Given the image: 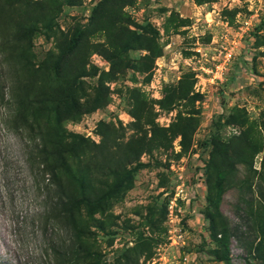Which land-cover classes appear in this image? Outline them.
Masks as SVG:
<instances>
[{
    "label": "rangeland",
    "instance_id": "rangeland-1",
    "mask_svg": "<svg viewBox=\"0 0 264 264\" xmlns=\"http://www.w3.org/2000/svg\"><path fill=\"white\" fill-rule=\"evenodd\" d=\"M99 1L29 0L25 17L39 21L31 52L19 51L16 24L0 12V33L8 39V49L0 54V264H49L54 237L44 214L45 174L34 148L42 144L34 128L47 116L27 111L22 120L15 118L10 88L19 90L15 79L25 75L15 60L27 54L38 67L62 32L70 35L88 24L83 46L68 58L76 71L86 55L89 72L82 78L84 90L75 85L71 91L84 102L103 80L107 99L104 106L66 120L64 127L91 143L105 137L113 168L133 160L127 167L132 173L122 175V183L115 176L105 180L118 185L105 213L96 214L105 229L92 228L98 257L107 264H226L211 254L215 244L205 215L207 196L218 192L220 170L226 174L220 212L232 264H264V0L202 5L135 0L124 6L112 1L102 19L104 30L91 19ZM96 43L124 51L129 68L121 70L119 62L93 50ZM230 49L234 54L224 75L217 73ZM110 70L117 72L103 74ZM47 74L34 72V86L19 90L22 98L33 102L39 85H49ZM73 105L67 103L61 114L69 116L71 108L73 115ZM137 115L155 121L158 138L151 137L145 122L136 123ZM184 123L192 129L186 152L180 134ZM181 183L186 202L179 198L174 204Z\"/></svg>",
    "mask_w": 264,
    "mask_h": 264
},
{
    "label": "trees",
    "instance_id": "trees-1",
    "mask_svg": "<svg viewBox=\"0 0 264 264\" xmlns=\"http://www.w3.org/2000/svg\"><path fill=\"white\" fill-rule=\"evenodd\" d=\"M64 1L66 4L72 5L80 0ZM112 1L124 6L135 0H100L91 19L94 23L101 22L102 30L105 29L102 19L108 14L107 8L111 6L109 3ZM209 1L212 0H195L199 5ZM29 3V0H0V12L6 13L16 24L15 32L18 34L17 42H21L19 43V51L21 52H31L32 34L39 30V21L36 18L25 17L28 10L23 6L29 5ZM90 26L88 24L82 28H73L69 32L70 35H65L62 32L56 40L55 50L47 51L44 58L39 61L38 67L32 63V58L27 54H20L17 57L15 61L25 71V75L15 79V82L18 83L17 89H28L34 86L35 81L31 79L34 72L44 70L48 73L49 85L44 87L39 85L42 89L37 90L34 97L36 99L33 102H29L31 97L25 100L20 95L19 90H16L19 93L17 95L16 88H10L11 97L14 99L15 118L22 120L27 115V111H30V115L44 112L47 116L44 124L37 123L36 128H34L39 138L42 139L41 146L36 144L34 148L39 151L36 154L40 158L42 171L45 174V183L42 187L44 214L47 218L46 221L54 229V237L48 247L52 254L49 264H107L101 261L94 249L92 230L94 226L102 230L105 229L104 219L98 218L96 214L105 213V202L111 195V190L118 185V183L110 184L105 180L110 176H115L122 183V175L128 173L130 176L132 173L127 170V167L133 163V160L129 158L113 168L107 156L111 147L105 137L99 144L91 143L81 135L69 134L64 127L66 120L104 106L106 103L107 87H105L103 80H100L99 86L96 88L97 93L94 96L92 94L87 95L84 102H80L71 91L75 85L84 90L82 78L89 72L87 69L89 61L85 55L76 66V71H73L74 68L69 64L68 57L83 46L85 34L87 35ZM7 45L8 39L0 33V54L3 55V51L8 49ZM98 46L101 48L100 50ZM93 50L105 54L113 63L119 62L117 68L121 70L129 68V60L123 57L125 52L116 46L109 43H96ZM108 53L111 55H107ZM3 63H7L6 59H3ZM0 68L3 69L1 63ZM116 72L110 70L103 74L114 76ZM7 73H9V69ZM69 102L74 104V114L72 115L70 108L67 113L69 116L64 117L61 113ZM41 103L44 105L38 107L37 105ZM136 119V123H141L140 116L137 115ZM145 123V125H149L151 137L155 135V138H158L159 128L155 121L147 120ZM183 125L185 128L180 131L181 144L183 151L186 152L191 146L190 131L192 129L188 128L190 127L189 124L184 123ZM148 143L149 140L144 141L141 153L146 150L145 144ZM117 145L118 147L122 146L120 143ZM207 166L211 167V163L208 162ZM217 176L218 192L216 195L209 194L207 196L208 202L205 209V215L211 227V239L215 244V247L211 249V254L218 261L232 264L230 235L220 212V202L224 192L223 180L226 174L219 170ZM261 245L262 243L258 245L257 251H260Z\"/></svg>",
    "mask_w": 264,
    "mask_h": 264
},
{
    "label": "built area",
    "instance_id": "built-area-1",
    "mask_svg": "<svg viewBox=\"0 0 264 264\" xmlns=\"http://www.w3.org/2000/svg\"><path fill=\"white\" fill-rule=\"evenodd\" d=\"M233 49H230L226 54H225V60L222 64L220 65H217V68H216V72L217 73H221L222 75H224V70L226 69V66L228 65V62L231 60V57L233 55ZM186 197H187V193H186V190L184 188V184L181 183L180 185L177 186V189H176V193H175V197H174V200H172V202L175 204V202L180 198L181 200L185 201L186 200ZM195 197L194 195L193 196H190V201L192 200V198ZM189 201V202H190ZM186 202V201H185ZM181 233V234H180ZM179 234V235H178ZM177 236L178 238H181L182 240V237H183V234L181 231H178L177 232Z\"/></svg>",
    "mask_w": 264,
    "mask_h": 264
}]
</instances>
